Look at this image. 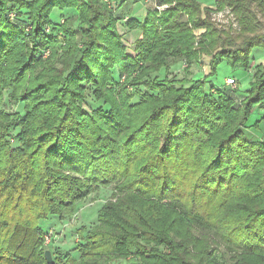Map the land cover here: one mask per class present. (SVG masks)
Here are the masks:
<instances>
[{
    "label": "trees",
    "instance_id": "16d2710c",
    "mask_svg": "<svg viewBox=\"0 0 264 264\" xmlns=\"http://www.w3.org/2000/svg\"><path fill=\"white\" fill-rule=\"evenodd\" d=\"M151 2L140 20L109 0H0V264H47L39 222L107 186L77 258L55 249L51 264H264V134H244L264 66L242 99L207 81L264 52V0ZM225 8L239 32L211 22ZM179 59L181 79L152 77Z\"/></svg>",
    "mask_w": 264,
    "mask_h": 264
},
{
    "label": "rangeland",
    "instance_id": "374dc122",
    "mask_svg": "<svg viewBox=\"0 0 264 264\" xmlns=\"http://www.w3.org/2000/svg\"><path fill=\"white\" fill-rule=\"evenodd\" d=\"M109 1L111 2L110 4L114 8H117V6L121 5V7L116 11V14H119L121 12H128L130 16H131L130 9L132 5L136 4L135 3L136 0L135 2L134 0H125L122 4L121 1L123 0H109ZM139 1L141 0H137V2ZM201 1H203V3H205L206 5L215 3V0H201ZM214 11L215 9H213V13ZM219 12L220 15L211 14L212 16L211 22L215 25V27L216 28L221 27L225 31L231 30L232 32H239V27L236 21L235 14L231 13L230 9L228 8H225ZM214 15H216L215 16L216 19L213 18ZM50 20L53 23H57L59 21L58 10L55 9L51 12ZM118 31L120 34H122L123 32H125V29L124 27L119 25ZM195 35H196L195 37L196 42H194V47L196 48L197 42L198 40H200V37L202 35L200 32H197ZM122 36L124 38L125 35ZM134 38L135 37H133V39H127L128 41H126V43H128L129 45L132 44ZM27 42H31V40H28ZM29 45L31 49L34 48L33 44H29ZM207 52L208 51L206 52L203 51L202 54L198 55L196 59H198L199 62L196 64H192L191 67L188 68L190 69L191 78H200L201 77L200 74L208 72V68H206L207 67L206 65L209 64L210 58H208V55H206ZM49 55L50 54L48 51H43L42 53L37 52L35 56L37 60L41 59L45 61L49 57ZM250 57L252 60L249 63L250 71H245L239 67H232L227 61H222L218 65L215 74L207 78L208 83H212L214 87L219 89L224 87V82H225V86H227V88L235 90L236 92L235 96L237 99L244 98L245 93L243 91H246L249 88V82L251 80L253 67L256 65L264 66V52L258 49H254L251 51ZM190 62H192V60H190ZM184 67L185 64L181 59L173 62L171 61L166 71V74L165 71L162 70L159 74L152 75V77L161 80L166 75H169L170 78L175 77L177 79H181L184 76V71H183ZM227 78L234 79L235 81L234 84L228 85L227 83L226 85V80H228ZM140 88L141 90H143V87ZM128 90L130 89L128 88ZM97 105L98 103L92 102V106H97ZM6 108L12 111L16 110V107L11 106L10 104L7 105ZM257 122H259L258 129L255 130L253 128L250 129L248 128L245 129L244 131V134L248 138L251 137L250 139L252 138L258 139L259 135L264 134V108L259 109L258 107H254L253 113L251 114L249 120L247 121L246 126L247 127L254 126ZM112 189H113L112 186H107L98 190L97 193L91 195L86 200L80 202L77 207V211H75V213L71 217H68L63 221L57 219L55 223L54 218H48L47 220L40 221L39 227L43 231L47 229L46 233H48L47 235L43 236L45 240L44 242L45 251H50L52 253L53 250L55 252L56 249L59 252H61L60 254H64V252H68L69 254H71V257L77 258L75 249L79 243L78 230L81 229L82 227L90 228L94 224L98 209L110 198ZM54 257H55L54 253H52L51 259L53 260Z\"/></svg>",
    "mask_w": 264,
    "mask_h": 264
},
{
    "label": "crops",
    "instance_id": "0c3cea01",
    "mask_svg": "<svg viewBox=\"0 0 264 264\" xmlns=\"http://www.w3.org/2000/svg\"><path fill=\"white\" fill-rule=\"evenodd\" d=\"M198 1V0H197ZM201 5V8H212L214 6V4H208L206 5L205 3H203V1L199 0L198 1ZM216 2V0H215ZM135 5H132L131 7V16L138 18V19H143L147 9H149L152 6V2L151 0H141L139 2H135ZM134 34V35H133ZM131 36H129V39H133L134 36H136V33H133Z\"/></svg>",
    "mask_w": 264,
    "mask_h": 264
},
{
    "label": "water",
    "instance_id": "95a60500",
    "mask_svg": "<svg viewBox=\"0 0 264 264\" xmlns=\"http://www.w3.org/2000/svg\"><path fill=\"white\" fill-rule=\"evenodd\" d=\"M44 259L47 262V264H51L52 259H51V253L49 251L44 252Z\"/></svg>",
    "mask_w": 264,
    "mask_h": 264
},
{
    "label": "built area",
    "instance_id": "2783aa9c",
    "mask_svg": "<svg viewBox=\"0 0 264 264\" xmlns=\"http://www.w3.org/2000/svg\"><path fill=\"white\" fill-rule=\"evenodd\" d=\"M163 8H164V7H160V8H157V9H158V10H161V9H163ZM219 13H220V12H217V13H215V14H216V15H220ZM216 15H214V17H213L214 19H216V18H215ZM227 83H228V85L234 84V82H233L231 79L226 80V84H227Z\"/></svg>",
    "mask_w": 264,
    "mask_h": 264
}]
</instances>
